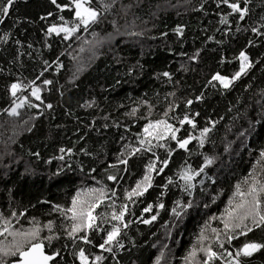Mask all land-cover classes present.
<instances>
[{"label":"trees","instance_id":"trees-1","mask_svg":"<svg viewBox=\"0 0 264 264\" xmlns=\"http://www.w3.org/2000/svg\"><path fill=\"white\" fill-rule=\"evenodd\" d=\"M230 2L248 8L243 20L221 0H90L88 6L99 13L97 20L87 28L80 25L68 40L47 29L61 25V16L69 26L79 23L71 0H57L68 6L63 12L51 0H14L0 23V245L13 241L10 233L38 227L46 252L60 253L52 264H79L76 253L81 248L90 261L103 257L99 264H204L201 246H210L221 257L211 264H224L226 251L235 254L244 242L264 243V227L229 242L222 222L237 184L245 192L253 181L257 187L264 184V0ZM222 17L228 22L221 23ZM92 46L95 55L77 70L75 64L89 57ZM240 51L252 66L227 89L209 83L217 72L232 76L239 70ZM13 83L24 86L17 97L11 95ZM30 85L40 88L41 100L31 95ZM22 97L37 107L26 104L18 116L9 115L13 101ZM185 116L195 129L179 124ZM162 119L180 128L178 138L191 134L197 139L188 152L176 148L174 141H161L175 149L169 167L143 197L129 201L125 190L142 178L152 154L129 157L128 152L139 146L149 121ZM204 128L209 132L200 146ZM153 151L165 157L164 148ZM121 152L127 166L119 163ZM59 156L64 159H56ZM204 156L213 157L214 163L205 169L207 176L197 177L195 206L177 221L171 214L175 201L190 197L179 187L169 185L165 191L161 185L166 176L175 178L185 161L198 169ZM113 164L117 167H110ZM109 175L117 179L109 180ZM90 188L105 189L103 202L93 212L103 230L69 238L74 221L67 209L77 192ZM159 202L163 209L156 207ZM239 202L240 197L233 199L234 205ZM122 204L128 205L127 228L111 219ZM148 204L153 210L146 213ZM157 212L156 220L143 223ZM114 224L121 229L123 247L107 245L112 251H104L99 245ZM202 228L201 245L197 239ZM49 235L58 237L50 245ZM82 236L92 243L85 244ZM193 245L197 255L186 260ZM4 259L11 264L18 257ZM240 260L264 264V249Z\"/></svg>","mask_w":264,"mask_h":264},{"label":"snow or ice","instance_id":"snow-or-ice-1","mask_svg":"<svg viewBox=\"0 0 264 264\" xmlns=\"http://www.w3.org/2000/svg\"><path fill=\"white\" fill-rule=\"evenodd\" d=\"M221 2L229 9L232 10L233 13H238L239 18L241 20L248 14V8H241L239 3L230 2V0H221ZM247 2V0H245ZM14 0H3L0 2V23H3L4 17H6L9 13V9L12 7ZM51 3L56 6V8L60 9L61 12L65 11L68 7L67 5H61L57 3V0H51ZM71 4L74 5V17L76 21L79 23H74L69 26V22L64 19L63 16L60 17V20L63 21L61 25L52 24L48 29V33L52 34L55 33L57 36L64 34V39H69L72 34L79 30L80 25H83L85 28L97 20L99 13L90 6H86L90 4V0H71ZM104 7H107L105 5ZM73 10V9H69ZM43 19V17H42ZM227 17L221 18V23H227ZM239 30V29H237ZM176 31L182 34V29L177 28ZM255 31V29H254ZM7 39V36L4 37ZM196 55H199L197 53ZM239 61V70L236 71L230 78L226 75H222L221 73L217 72L212 76L213 81L218 82L222 87L225 89L229 88L231 83L240 78L247 69H249L252 65L249 60V56L246 54L245 51H240L239 55L236 57ZM224 61L222 60L221 63ZM164 76H169V73H163ZM170 78V77H169ZM46 84H51L50 80L45 81ZM32 87L31 95L35 97L36 100H41L40 95V88L30 85ZM24 86L13 83L11 85L10 91L12 97H17V94L22 90ZM43 103V101H41ZM190 103V102H189ZM27 104L29 108L37 107V105L32 104L28 101L27 97L18 98L17 100L13 101V106L10 110H8V114L11 116H18L19 112L18 109L24 107ZM47 107L50 109L52 107L51 104H48ZM136 109H133L135 112ZM167 115V113H165ZM259 123V121H257ZM179 124L183 126L184 124H189L192 126L193 129L196 128V124L185 116L182 120H179ZM180 128L174 126L173 124L168 123L167 120H157L155 122L149 121L143 128V135L139 139L138 147L131 148L128 152V156H135L137 153L143 155L146 152H150L152 154V158H150L144 168V173L142 178L139 179L135 186L131 190H125L126 199L132 201L133 198H140L148 192L154 186L155 177L161 176L164 174L165 169L169 167L171 157L175 151L174 148L169 147L167 144L161 143V141L171 140L175 142L176 148L182 149L184 152H188V145L191 143L193 139H197L196 137L188 134L186 137L178 138V133ZM209 132L208 128H204L200 132L199 138V145L203 146L205 143L204 137ZM243 135V133H241ZM155 141V143H154ZM154 148H164L165 149V157L163 159L153 151ZM61 152L65 150L62 148L60 149ZM71 154V152H69ZM124 152L120 153L119 163L125 166L128 165V159L124 158ZM261 157H264V151L260 153ZM56 159L63 160V156L56 157ZM214 163L213 157L204 156L203 164L198 168L194 169L191 165L185 163L179 167V169L175 172V178L173 176H166L165 182L161 185V187L166 191L169 185L173 187H179L182 193H186L190 199H177L174 203L173 208L171 209V214L177 221H182L183 218L186 216L188 211L192 209L194 205L195 199V190L197 188V177L201 176V173H204L205 176V169L211 166ZM110 167L115 168L116 165H110ZM124 171H127V167L124 168ZM59 173H57L58 175ZM109 180L115 181L117 179L116 175H109L107 177ZM211 179V177H208ZM204 180L201 179L199 181V185L201 190H203ZM99 193L98 195H96ZM264 193V184H260L257 187V182L253 181V183L249 186L247 191H241L240 184L236 185V191L233 194V199L235 197H240V202L233 204V199H229L228 204L229 208L225 209V217L223 218L222 222L224 224L225 236L229 242L238 239L239 236H247L250 232L253 231V228H261L264 227V211H262V202L261 194ZM82 195H86L87 197H92L91 199L88 198H81ZM115 196V192L112 193ZM250 197V199H247ZM105 198V189L100 188H90L85 190V192H77L76 196L72 199V207L67 209L70 212L71 219L74 221L72 224L71 230L68 233V237L75 239V234L79 232H84L85 230L92 231H102L97 224V220L100 219L99 217L93 215V212L96 208L100 206ZM216 197H212V203H215ZM114 207V205H113ZM156 207L159 209H163L165 207L163 202H159ZM207 207V205H205ZM153 205L148 204L143 211L144 212H152ZM128 213V205L122 204L120 206V211H112L111 219L117 221L119 224H122L123 227L127 228V223L125 222L124 218L125 215ZM159 213H155L151 216V219L143 220V223L150 224L152 221L156 220ZM212 219H216V217H212ZM251 222V226L248 222ZM49 230L51 231V225L49 224ZM175 227V225H173ZM207 227V225H205ZM4 231H7L5 228ZM215 233L217 229H212ZM238 231V235L234 234ZM40 229L37 227L29 232L26 233H10L13 235V241L7 245H0V264H6L5 257H18L13 264H50V261H53L57 256L60 255L59 251L55 253H47L45 250V244L42 239L39 238ZM121 229L118 225H112L111 229L107 231L106 238H103V242L99 245V247L104 250L111 252V247H106L107 245L116 244L119 247H123V244L119 242L118 237L120 236ZM0 235H3V232H0ZM20 236L22 239L17 240L16 237ZM58 237H53L49 235L46 239L49 241V245L53 239ZM81 240L85 244L92 243L86 236L80 237ZM205 239L204 236V228L201 229L197 244L202 245V241ZM217 241H219V236H217ZM27 245V246H26ZM220 248H224V244L222 242L219 243ZM264 249V243L258 242H244L242 246L238 247L235 251V254L231 251H226L224 255L228 257V259L224 262V264H241L240 257H251L254 253L261 251ZM203 251L206 255V261L204 264H211L213 260L221 259L220 256L217 255L212 248L203 247L199 249ZM77 258L79 260V264H99V262L103 259V257L97 255L95 256L94 261H90L89 256L85 254L83 248H81L77 253ZM197 255V248L193 245L192 250L188 254V257L185 259L194 258Z\"/></svg>","mask_w":264,"mask_h":264},{"label":"rangeland","instance_id":"rangeland-1","mask_svg":"<svg viewBox=\"0 0 264 264\" xmlns=\"http://www.w3.org/2000/svg\"><path fill=\"white\" fill-rule=\"evenodd\" d=\"M86 6H88V5H86ZM74 37V34H72L71 35V37L68 39V40H71L72 38ZM90 50H91V52H90V54H89V57H87L85 60H81V59H79L78 61H77V63L75 64V66H76V69L77 70H81L82 68H83V66H84V64L86 65L87 64V62H89V60H90V58H92L93 57V55H95V52H96V47H90ZM89 59V60H88ZM226 76H228L229 78L231 77V75H226Z\"/></svg>","mask_w":264,"mask_h":264},{"label":"water","instance_id":"water-1","mask_svg":"<svg viewBox=\"0 0 264 264\" xmlns=\"http://www.w3.org/2000/svg\"><path fill=\"white\" fill-rule=\"evenodd\" d=\"M45 250H46V248H45ZM56 259H57V257L53 261H50V264H52ZM11 264H13V262Z\"/></svg>","mask_w":264,"mask_h":264}]
</instances>
